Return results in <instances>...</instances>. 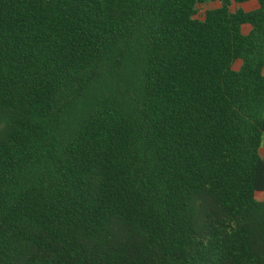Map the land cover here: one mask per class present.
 Here are the masks:
<instances>
[{
    "label": "trees",
    "instance_id": "obj_1",
    "mask_svg": "<svg viewBox=\"0 0 264 264\" xmlns=\"http://www.w3.org/2000/svg\"><path fill=\"white\" fill-rule=\"evenodd\" d=\"M263 70L264 0H0V264H264Z\"/></svg>",
    "mask_w": 264,
    "mask_h": 264
},
{
    "label": "crops",
    "instance_id": "obj_2",
    "mask_svg": "<svg viewBox=\"0 0 264 264\" xmlns=\"http://www.w3.org/2000/svg\"><path fill=\"white\" fill-rule=\"evenodd\" d=\"M217 5H218V3H211V4L207 5V6H205V7H204V8H205L204 10H206V8H207V9H214V8L217 7ZM210 6H212V7H210ZM245 6H246V7H250V9H249L248 11H252V10H254V9H256V8L258 7L256 1H251V2L248 3V4H244V5L242 6V8L244 9ZM263 73H264V70H263ZM263 150H264V146H263V147L261 148V150H260V154H261L262 157H264V153H262Z\"/></svg>",
    "mask_w": 264,
    "mask_h": 264
},
{
    "label": "rangeland",
    "instance_id": "obj_3",
    "mask_svg": "<svg viewBox=\"0 0 264 264\" xmlns=\"http://www.w3.org/2000/svg\"><path fill=\"white\" fill-rule=\"evenodd\" d=\"M210 7H212V6H210ZM205 8H201L200 9V11H199V15H198V17H202V14L204 13V10ZM207 9V8H206ZM250 9V7H244V10L245 11H248ZM262 153H264V150H263V152ZM257 199L258 200H260V201H263L264 200V193H262V194H258V196H257Z\"/></svg>",
    "mask_w": 264,
    "mask_h": 264
}]
</instances>
